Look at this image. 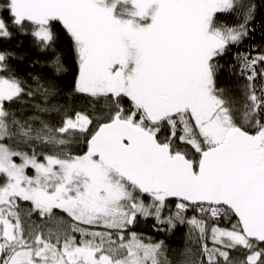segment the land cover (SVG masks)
<instances>
[{
  "label": "snow or ice",
  "instance_id": "6c2138e0",
  "mask_svg": "<svg viewBox=\"0 0 264 264\" xmlns=\"http://www.w3.org/2000/svg\"><path fill=\"white\" fill-rule=\"evenodd\" d=\"M254 11L0 0V264H264V50L238 51ZM18 35L45 75L17 74ZM65 49L81 108L60 101ZM142 226L187 245L170 258Z\"/></svg>",
  "mask_w": 264,
  "mask_h": 264
},
{
  "label": "trees",
  "instance_id": "16d2710c",
  "mask_svg": "<svg viewBox=\"0 0 264 264\" xmlns=\"http://www.w3.org/2000/svg\"><path fill=\"white\" fill-rule=\"evenodd\" d=\"M255 5L254 15L248 24V36L239 45L238 51L242 53H252L253 55L260 50H264V0H251ZM8 48L15 51L19 59L13 60L12 64L17 74L24 79L30 80L34 75H45L49 71L44 65L50 53L38 51L32 42L30 36H16L8 45ZM66 59V71L63 74V83L61 88L64 95L60 97L61 103L67 102V106L81 108L85 106V99L80 94L72 92L71 85L74 82L77 71L75 65V56L65 49L62 54ZM65 85H69L65 87ZM145 234L156 235L158 239H164L169 248V257L175 258L184 250L187 245V228H180L172 234H155L150 226H142Z\"/></svg>",
  "mask_w": 264,
  "mask_h": 264
}]
</instances>
